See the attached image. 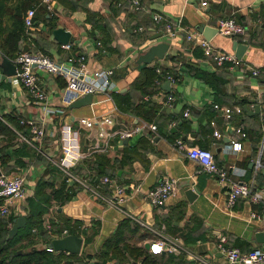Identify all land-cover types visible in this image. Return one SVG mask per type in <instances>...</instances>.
Wrapping results in <instances>:
<instances>
[{"label":"crops","instance_id":"obj_1","mask_svg":"<svg viewBox=\"0 0 264 264\" xmlns=\"http://www.w3.org/2000/svg\"><path fill=\"white\" fill-rule=\"evenodd\" d=\"M115 1L31 0L21 11L23 14L27 7H33L35 12L33 26L23 27L21 48L38 49L58 58L85 52L87 71L114 68L108 90L92 92L88 103L64 105L60 102L63 79L41 73L48 91L47 104L56 108L47 118L45 110L21 85L6 77L0 81L1 119L46 118L47 128L54 130L40 140L35 151L27 149L30 153L18 155L26 163L13 166L11 172L23 174L27 195L36 188L47 194L48 207L41 214V223L45 228L44 222H56L52 230L57 231L51 238L60 236L63 229L64 233L82 238L79 252L75 253L79 260L60 257L51 264H66V259L75 264H144L147 255L148 264H203L186 252H150L144 245L150 233L119 209L65 181L55 164H50L53 162L49 157L58 155L67 166L86 174L114 175L127 193L124 208L162 225L167 234L178 237L190 251L213 264H240L228 261L217 243L224 236V244L241 249L264 245L255 240V233L264 227V211L258 202L244 196L226 205L225 182L179 151L174 139L180 137L188 145L209 147L219 163H232L230 179L264 184V168L255 166L258 156L264 159V77L251 72L252 66H264V0H141L149 10L174 21L177 31L173 38L152 23L148 11L126 10ZM11 2H6L0 17L2 25L8 21ZM227 15L244 25L243 34L222 35L216 31L217 19ZM56 26L70 31L67 46L53 38L51 29ZM188 31L232 53L234 39L243 43L240 56L234 53L238 63L216 64L202 53L198 43L185 37ZM155 32L160 34L149 38ZM157 40L169 43L167 54L136 63L137 55ZM163 69L173 80L164 89L167 78H163L157 89L154 81ZM195 69L214 72L221 80L211 85L196 76ZM166 92L174 95L171 104L164 102ZM225 105H240L242 110L226 116L222 110ZM244 105L248 110L243 109ZM184 110L188 113L184 114ZM236 128L245 134L240 135ZM213 129L220 135H214ZM99 131L103 134L99 135ZM231 140H239L240 147L232 149ZM6 151L12 163L13 145ZM162 177L176 179L174 191L162 203L152 205L143 197V191ZM185 186H195V196L187 199ZM64 196L67 198L62 199ZM25 204L26 198L16 200L10 211L24 215ZM47 238L49 235H37V245L44 246L41 240Z\"/></svg>","mask_w":264,"mask_h":264},{"label":"built area","instance_id":"obj_2","mask_svg":"<svg viewBox=\"0 0 264 264\" xmlns=\"http://www.w3.org/2000/svg\"><path fill=\"white\" fill-rule=\"evenodd\" d=\"M126 1L127 7L131 10L148 11L152 23L158 26L159 30L167 35L168 38H173L176 34L177 29L173 26V20L163 16L160 12L149 10L141 0ZM116 3L122 5L124 0H117ZM201 3L204 4L205 1H201ZM34 13L33 7H27L24 10L22 15L24 29H29L33 26ZM138 28H141V26H138ZM215 28L222 35H239L245 32L244 25L232 15L219 17L216 21ZM185 37L198 43L202 53L209 55L218 65L225 62H229L232 65L238 63V58L234 53L213 47L207 39L194 32H186ZM96 43L98 44L99 41H96ZM61 45L67 46V43H61ZM85 57V52L68 54L65 57L58 58L38 49L21 48L10 57L11 61L15 64V72L7 75L6 79L12 83L21 85L26 93L45 110L46 117L50 118V115L56 108L47 104L48 91L41 80V73L60 76L63 79L64 84L60 94V102L64 105L69 104L73 99L84 93L106 91L111 87V76L114 73V68L97 67L91 71H87ZM251 72L264 77V66H252ZM165 78L169 81L173 80V77L167 71L165 72ZM173 98L174 95L171 92H167L164 97V102L171 104ZM213 105L217 106L216 103ZM222 110L226 116H230L232 112H240L242 108L240 105H225ZM183 113L187 114L188 111L184 110ZM104 120H107V118L105 117ZM20 122L27 125L28 132L25 133L14 129L18 139L23 140L34 148L38 147V143L45 135H52L54 131L52 128H47L46 118L37 121L32 117H27L20 119ZM149 126L152 129L154 128L153 124ZM236 131L242 136L245 134L240 128H236ZM125 133L122 135H125ZM102 134L103 132L99 131V135ZM213 134L219 136L220 132L217 129H213ZM174 145L185 156L198 161L202 169L215 174L220 180L225 182L227 185L225 193L226 205H232L239 196H244L251 201L258 202L264 211V184L256 185L248 180L230 179L229 173L234 165L230 162L227 164L219 163L209 147L188 145L180 137L174 139ZM238 147H240V141L231 140V148L237 149ZM49 159L61 170L65 181L86 190L105 205L119 209L126 217L148 231L151 235L148 241V249L150 252L157 253L162 250L186 252L191 258L200 263L213 264L203 255L190 251L178 237L167 234L162 225H155L142 218L140 214L124 208L123 202L126 199L127 193L124 185L114 175L109 173L89 175L84 172H79L67 166L61 155L49 157ZM255 166L258 169L264 168V159L258 156L255 161ZM175 185L176 179L174 177H162L152 186L146 188L142 195L150 204H160L174 191ZM26 196L27 189L22 173H0V214H7L10 211L11 203L16 200H23ZM44 227L49 228L50 222H44ZM64 232H66L65 229H63L62 234H65ZM223 241L224 236H221L217 245L228 261H235L240 264H258L264 262V245H254L246 249H241L237 246L226 245ZM45 248L52 250L47 245ZM156 249H159V251ZM100 264L114 263L108 261Z\"/></svg>","mask_w":264,"mask_h":264},{"label":"trees","instance_id":"obj_3","mask_svg":"<svg viewBox=\"0 0 264 264\" xmlns=\"http://www.w3.org/2000/svg\"><path fill=\"white\" fill-rule=\"evenodd\" d=\"M8 0H0V17L3 15L4 10L7 8L6 2ZM31 0H12L10 5V13L8 15V21L5 24H1L0 22V50L2 53L8 57H11L17 50L21 49L20 42L25 38L23 32V23L20 15L22 14V8L30 4ZM117 0L115 1V3ZM117 6L130 10V11H143V10H131L127 7V1L124 0L122 5ZM146 12V11H144ZM49 13V12H48ZM149 13V12H148ZM150 15V14H149ZM35 17V13H34ZM51 14H49L50 20ZM51 24V23H50ZM158 27V26H157ZM6 31L5 35H2L3 31ZM142 29V26L141 28ZM14 51V52H13ZM167 69L159 70L160 77H157L154 81L155 88L159 89L160 82L163 78H165V72ZM169 72V71H167ZM194 74L200 78H202L207 83L214 85L215 80H221L214 72H208L200 69H195ZM1 81V80H0ZM167 93V92H166ZM13 121V120H12ZM18 129L22 132L27 133L28 128L25 123L20 122V120L16 121ZM26 127L27 129L23 128ZM13 134V139H6L4 138L5 142L0 143V170L5 172L7 169L13 166H20L24 165L26 161L24 157H17L21 154H28L30 153L27 149L36 150L31 145L27 144L23 140L18 139L17 133L14 129H11L3 120L0 119V137H4V134ZM10 140V141H9ZM9 145H13V153L15 158H13V162H9L11 155L6 151V147ZM50 162V161H49ZM53 164L54 163H51ZM57 167L56 165H54ZM58 168V167H57ZM59 169V168H58ZM60 170V169H59ZM79 172H82L76 169ZM61 172V170H60ZM100 173H107V172H100ZM95 173V174H100ZM62 174V172H61ZM110 174V173H109ZM63 177V176H62ZM64 179V178H63ZM65 180V179H64ZM41 185V181H38V186ZM77 188V187H76ZM79 188V187H78ZM67 196H64L62 199H66ZM48 207V200L47 194L41 191H37V188L31 195L26 196V204L25 209L26 212L24 213L25 216V224L21 227H18L16 232L7 237V229L12 222V218L16 216L13 212L9 213L6 217L0 216V264H51L55 260L60 257H70L72 260L76 261L79 260L78 255L75 253H64L62 250H49L46 249V241H48L52 234H55L57 230H52L53 224H56L55 221L51 220L52 226L50 228H42V217L41 214L45 211ZM128 218V217H127ZM46 229H50L47 231ZM61 232V231H60ZM37 235H43V237L49 238L42 239L41 242L44 243V246H38V241L36 240ZM107 252V251H105ZM136 255V253H134ZM144 264L147 260H150V257L145 256ZM146 260V262H145ZM66 264H75L71 262V259H66Z\"/></svg>","mask_w":264,"mask_h":264},{"label":"water","instance_id":"obj_4","mask_svg":"<svg viewBox=\"0 0 264 264\" xmlns=\"http://www.w3.org/2000/svg\"><path fill=\"white\" fill-rule=\"evenodd\" d=\"M51 33L54 39L60 43H68L70 39V31L63 28L62 26H56L51 29ZM160 34V32H155L149 36V38H155ZM169 43L166 40H157L150 43L142 52L137 55L136 63L139 62H150L152 59L161 58L163 55L167 54V48ZM232 48L236 56H240L244 44L238 42L236 39L232 41ZM22 49H26L25 46ZM15 72V64L11 61L10 57L0 54V77L3 79L7 75L13 74ZM162 87L168 89L169 80L166 79L163 82ZM91 99V93L87 92L83 95L73 99L69 106H79L83 103H88ZM244 110H248L246 106H243ZM253 109L256 111L258 109L257 104L254 105ZM1 173V170H0ZM198 189L195 186L189 187L185 186V195L187 199L192 198L197 193ZM25 224V216L23 214L16 215L12 218V222L7 229V237L12 236L18 227ZM255 240L264 243V227L255 233ZM82 238L75 233H65L60 236L52 237L48 242L47 246L55 250H66L72 253L79 252ZM148 247V243L144 244Z\"/></svg>","mask_w":264,"mask_h":264},{"label":"rangeland","instance_id":"obj_5","mask_svg":"<svg viewBox=\"0 0 264 264\" xmlns=\"http://www.w3.org/2000/svg\"><path fill=\"white\" fill-rule=\"evenodd\" d=\"M26 7V6H25ZM1 119V118H0ZM1 120H3L11 129H15V130H19L18 128V126H17V124H16V121H17V118H15L13 121H8L7 119L5 120V119H1ZM4 138H5V140L6 139H13L14 138V135L13 134H9V133H7V134H4V137H0V143H4L5 142V140H4ZM9 140V141H10ZM14 167H11V168H9V169H7L4 173H7V174H9V173H11L12 172V169H13ZM14 172V171H13ZM12 211H9L7 214H4V215H2V214H0V216L2 217H6L9 213H11ZM120 256V255H119ZM121 257L122 256H120V259H121Z\"/></svg>","mask_w":264,"mask_h":264},{"label":"snow or ice","instance_id":"obj_6","mask_svg":"<svg viewBox=\"0 0 264 264\" xmlns=\"http://www.w3.org/2000/svg\"><path fill=\"white\" fill-rule=\"evenodd\" d=\"M157 251H159V249H156Z\"/></svg>","mask_w":264,"mask_h":264}]
</instances>
